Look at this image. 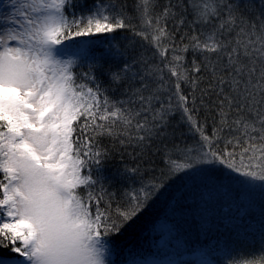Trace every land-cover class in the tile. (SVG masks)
<instances>
[{"label":"snow or ice","instance_id":"1","mask_svg":"<svg viewBox=\"0 0 264 264\" xmlns=\"http://www.w3.org/2000/svg\"><path fill=\"white\" fill-rule=\"evenodd\" d=\"M182 174L202 190L171 206L159 249L264 192V0H0V264H115L112 237Z\"/></svg>","mask_w":264,"mask_h":264},{"label":"trees","instance_id":"2","mask_svg":"<svg viewBox=\"0 0 264 264\" xmlns=\"http://www.w3.org/2000/svg\"><path fill=\"white\" fill-rule=\"evenodd\" d=\"M128 2L131 3L132 0H128ZM116 35L122 37L131 34L120 32ZM201 118H203V113ZM179 130L186 133V128L183 125L180 126ZM224 183H228V181H224ZM197 184H199V180H194L187 174H182V178L177 177L174 182H169L164 195L160 196L150 209L145 210L132 223L131 227H127L122 234L112 237L119 252V255H115V264L128 263L132 253L136 254L135 257H145L152 254L151 242L155 230L154 226L159 222L171 223V219L166 221V216H170L171 206L175 205L177 200L182 204L191 203L192 197L196 195L197 191L202 190L195 188ZM251 200L253 207L247 216L239 214L234 202L222 200L214 212L217 217V226L213 228L207 238L198 235L194 227L185 226L181 234L175 239L186 242V246L191 250H198L211 243L213 246L230 248L234 255L243 253L245 258L258 259L264 255V249L261 248V242L257 238L261 230L260 222L264 219V192L259 189L254 190L251 193ZM229 219L231 224H229ZM252 227L256 228L255 232L252 231ZM251 253L256 255L249 256L248 254ZM0 255L9 257L12 254L6 249H0Z\"/></svg>","mask_w":264,"mask_h":264},{"label":"rangeland","instance_id":"3","mask_svg":"<svg viewBox=\"0 0 264 264\" xmlns=\"http://www.w3.org/2000/svg\"><path fill=\"white\" fill-rule=\"evenodd\" d=\"M164 222H159L158 225L154 228L153 232V239L151 242V247L153 249V253H159L158 255H152L148 254L145 257H134L135 259L144 260V259H163L165 254L167 255H175L177 259L181 260L182 264H199L200 257L196 255L197 250H191L188 246H185L183 248L177 247V242L184 244L183 241L173 239L168 249H159L157 246L160 243V240L163 239V237L160 235V225ZM12 256H15L14 253H11ZM115 258V255H114ZM128 264V263H126Z\"/></svg>","mask_w":264,"mask_h":264}]
</instances>
